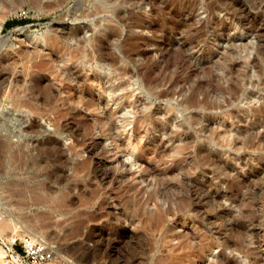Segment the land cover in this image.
Masks as SVG:
<instances>
[{
  "label": "rangeland",
  "instance_id": "1",
  "mask_svg": "<svg viewBox=\"0 0 264 264\" xmlns=\"http://www.w3.org/2000/svg\"><path fill=\"white\" fill-rule=\"evenodd\" d=\"M0 213L50 264H264V0H0Z\"/></svg>",
  "mask_w": 264,
  "mask_h": 264
},
{
  "label": "built area",
  "instance_id": "2",
  "mask_svg": "<svg viewBox=\"0 0 264 264\" xmlns=\"http://www.w3.org/2000/svg\"><path fill=\"white\" fill-rule=\"evenodd\" d=\"M5 264H50L55 251L51 244L30 235L17 236L13 239L0 238Z\"/></svg>",
  "mask_w": 264,
  "mask_h": 264
},
{
  "label": "bare ground",
  "instance_id": "3",
  "mask_svg": "<svg viewBox=\"0 0 264 264\" xmlns=\"http://www.w3.org/2000/svg\"><path fill=\"white\" fill-rule=\"evenodd\" d=\"M84 60V59H83ZM107 67V66H106ZM61 69V68H60ZM92 71H93V74H94V76L96 77V78H106V79H108L109 77H110V72L107 70V69H104L101 65H95V66H93L92 67ZM64 72V71H63ZM66 72V71H65ZM106 98H107V96H105ZM113 100H114V98H113ZM105 101V100H104ZM104 107V106H103ZM110 117H116V115H117V110H115V111H111L110 112ZM121 124H117V123H115V122H113L111 125H110V129H112V128H115L116 130H117V132H118V134L117 135H120V134H123V132L125 131V130H127L126 129V125H127V123H129V120H128V118H126L125 116L121 119ZM168 121L169 120H167V122L165 123H160V125L162 126V127H167V125H168ZM109 129V130H110ZM111 132H109V134H110ZM107 134V133H106ZM115 140H117V141H121V144H123L122 146H124V150H125V153H126V155L128 156V158L127 159H129L130 161H131V163H133V157H135V155H136V151H137V146L135 145V143L133 142V139H132V136L131 135H125L124 137H121V138H119L118 136H115V137H113ZM91 152V151H90ZM108 176V175H107ZM103 177V176H102ZM107 179V178H106ZM105 180V179H104ZM11 184V183H10ZM17 184H18V182H17ZM14 185V184H13ZM21 191H23V190H21ZM12 193V192H11ZM15 193V192H14ZM18 193V192H17ZM17 193H16V195H17ZM21 193V192H20ZM20 193H19V195H20ZM24 194V196H25V193H23ZM23 194H21L20 196L22 197L23 196ZM17 197V196H16ZM36 197V199L38 198L37 196H35ZM44 197V196H43ZM213 198V197H212ZM43 199V198H42ZM41 199V200H42ZM28 200H31V199H28ZM45 200V199H44ZM33 201V200H32ZM36 201V200H35ZM35 201H33V203L35 202ZM38 201H40L39 199H38ZM36 203H38V202H36ZM47 203V202H46ZM30 204V203H29ZM38 204H40V203H38ZM28 206V205H27ZM26 207V206H25ZM18 208V207H17ZM0 215H1V213H0ZM28 217V216H27ZM20 218H22V217H20ZM24 218V217H23ZM18 219V218H17ZM26 219V218H25ZM24 220V219H23ZM28 220V219H27ZM31 221V220H30ZM27 224V223H26ZM30 224V223H29ZM28 224V225H29ZM17 224L13 221V219L12 220H10V221H7V219H3L2 217L0 218V238H1V235H3V234H6L7 235V237H2V238H5V239H7V240H9V239H13V238H15L17 235H19V233H18V231L17 232H8V229H16L17 228ZM31 226V225H30ZM29 226V227H30ZM28 227V226H27ZM39 232V231H38ZM38 232H35V231H33V230H31V229H29V228H26V229H23V231L21 232V234L22 235H30V236H32V237H38ZM2 233V234H1ZM3 236H5V235H3ZM39 238V237H38ZM2 256H3V250H2V247L0 246V264H1V262L3 261V258H2ZM214 258V257H213ZM3 263V262H2ZM3 264H5V263H3Z\"/></svg>",
  "mask_w": 264,
  "mask_h": 264
},
{
  "label": "trees",
  "instance_id": "4",
  "mask_svg": "<svg viewBox=\"0 0 264 264\" xmlns=\"http://www.w3.org/2000/svg\"><path fill=\"white\" fill-rule=\"evenodd\" d=\"M26 23V20L24 19H13V20H9L8 22H6V27L10 28L12 26H16V25H20V24H24Z\"/></svg>",
  "mask_w": 264,
  "mask_h": 264
}]
</instances>
